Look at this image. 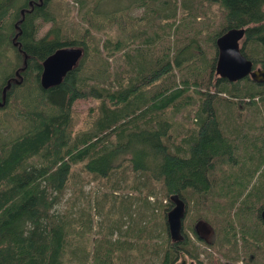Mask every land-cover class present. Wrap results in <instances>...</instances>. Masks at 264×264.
<instances>
[{"label":"trees","instance_id":"1","mask_svg":"<svg viewBox=\"0 0 264 264\" xmlns=\"http://www.w3.org/2000/svg\"><path fill=\"white\" fill-rule=\"evenodd\" d=\"M52 1L0 0V45L8 43L18 56L2 83L0 106L14 99L27 126L0 143V264H175L181 250L199 264H264V81L218 76L217 49L208 53L199 43L222 18L208 32L210 46L227 28L245 27L241 50L264 67V0H169L164 9L153 6L166 0L113 9L92 0L78 34L55 26L36 37L38 18L56 19ZM142 2L158 23L130 16ZM112 22L119 30H111ZM62 46L82 47L83 54L59 84L44 88L42 60ZM78 98L97 100L87 107L89 126L73 132ZM193 106L196 121L179 136L173 116ZM125 173L133 177L130 189L142 183L141 192L113 198ZM90 181L105 190L74 210ZM66 188L71 199L56 210ZM150 192L165 198L156 197L159 209L146 214ZM172 193L187 203L181 241L170 238L166 223ZM135 200L137 215L125 235L112 239L108 234L121 228V214ZM101 209L116 217L94 241L93 211ZM199 219L210 224L211 240L198 235ZM196 240L222 260L216 263Z\"/></svg>","mask_w":264,"mask_h":264},{"label":"rangeland","instance_id":"2","mask_svg":"<svg viewBox=\"0 0 264 264\" xmlns=\"http://www.w3.org/2000/svg\"><path fill=\"white\" fill-rule=\"evenodd\" d=\"M94 2V1H93ZM133 0H106V2H101L100 7L101 8H107V9H113L118 5L124 4H132ZM154 2H156L154 0ZM92 3V0H83V2H80L78 0H53L51 2L50 8L53 13H55L56 19L54 21L52 20H43L41 18L37 19V31H36V37L43 36L50 28H55V26H59L60 30L59 32L62 34H78L79 30L86 24V14L89 5ZM169 4V0H166L164 2L157 1L156 4H154L153 8H158L159 6L163 7L164 5ZM150 8L145 2H142L141 5L133 4L132 7L129 10L130 16H140L142 15L146 21L152 22V24L158 23L160 20L158 16H154ZM126 12V11H125ZM214 15L219 16L218 10H215ZM200 19L203 18L201 15L199 17ZM222 18H219L217 22H215L213 25H211L205 34H201L199 36V43L200 45L206 49L208 53H214L216 50V45L214 47L210 46L211 42L209 40L208 32L212 33L217 31V29L221 26ZM148 26V25H147ZM111 30L117 31L119 30V25L116 22H112L110 24ZM108 28L106 25L100 26V29ZM50 36H53V32L50 34ZM242 44V40L240 41V45ZM17 53L10 46L8 43L1 44L0 45V89L2 86V83L5 80V77L13 70L14 65L17 62ZM260 66V65H259ZM31 89L34 91L33 85L31 86ZM97 99L95 98H78L76 99L71 106V110L73 112V132L82 130L87 128L90 123V119L87 118L88 110L87 107L89 105H92L95 103ZM16 101L14 99H10L8 104L5 107L0 106V143L4 141H9L10 139L17 136L18 132L25 129L27 126L25 125V121L21 120L20 114H17V109L15 108ZM250 106H246L242 113L247 115L245 112H247V109ZM227 114V113H226ZM235 115V113H233ZM196 115H197V106L193 107H186L181 112L177 113L173 116L174 121H172L173 129L178 130L179 126V136L183 135V130L185 127L193 124L194 121H196ZM24 117V116H22ZM226 122L224 121L223 124ZM178 132V131H175ZM133 177L131 173H125V180L121 183V188H117L112 192L114 195L113 198L118 197H126L132 196L134 194L141 192V186L142 183L139 182L136 189H130L129 184L132 181ZM134 179H138V176L135 175ZM256 177L251 178L248 182V187L252 185L254 182H256ZM105 190L104 187L99 186L96 182L90 181L85 182L82 186V189L80 191V194L78 197H75L74 207L73 209H77L78 211L79 207L83 206L84 200L86 197H90V202L94 203V195L98 191ZM154 192H150L152 194ZM154 198H148L147 206L142 207V211L146 214H149L150 207L152 206L153 209L156 211L159 209L157 206L159 202L155 200L156 197L165 198V196H161L160 193H154ZM153 194V195H154ZM153 195H151L153 197ZM71 189L66 188L62 195H60L59 201L55 205V209L61 211L62 209L66 208V205L68 201L71 199ZM165 199H162V203H165ZM136 204L137 200L133 201V204L129 211H124L121 214L122 219V225L120 229L114 228L112 233H109L108 235L113 239L118 236L125 235V231L128 224L132 223L133 217H135L136 214ZM105 207H108V204H105ZM113 214L110 217H106L105 213L103 212V209L98 212L97 210L93 211V223L91 226V237L94 238V241L97 240L99 237H101L103 234L106 233V229H104L106 223L111 221L112 217H116V214L114 213L115 210L112 211ZM104 221V223H102ZM198 233L204 237L205 239H208L211 234L210 227L204 223L199 222L198 223ZM190 233V232H189ZM195 240V238H193ZM197 243L202 247L205 248L207 251L214 253V261L218 263L221 258V255L218 252H214V249H210L208 245H206L204 242L196 240ZM188 259L190 257L186 256ZM156 261V259H154ZM180 260V259H179ZM178 260V261H179ZM177 261V262H178ZM241 262V261H239ZM176 264V261H175ZM199 264V263H196ZM201 264H210L209 259H205V262Z\"/></svg>","mask_w":264,"mask_h":264},{"label":"water","instance_id":"3","mask_svg":"<svg viewBox=\"0 0 264 264\" xmlns=\"http://www.w3.org/2000/svg\"><path fill=\"white\" fill-rule=\"evenodd\" d=\"M245 31V27H229L216 36L215 73L229 81L238 80L248 75L256 82H263L264 69L253 68L252 60L240 49V40ZM82 54L83 49L79 46H62L48 54L42 60L41 86L47 88L59 84L65 74L75 66ZM169 199L172 202V206L166 212L169 236L173 241H180L184 238L182 222L186 215L187 203L177 193H172ZM260 215L264 220V207L261 209ZM199 222L206 223L212 231L210 224L204 219H199L195 223L196 231ZM176 264H195V262L193 259H187L185 252L182 251L180 260Z\"/></svg>","mask_w":264,"mask_h":264},{"label":"flooded vegetation","instance_id":"4","mask_svg":"<svg viewBox=\"0 0 264 264\" xmlns=\"http://www.w3.org/2000/svg\"><path fill=\"white\" fill-rule=\"evenodd\" d=\"M245 35V34H244ZM243 38H244V36L242 37V43H243ZM240 40V41H241ZM241 47H242V44L240 45V49H241ZM253 62V61H252ZM255 67H261V68H263L264 69V67L263 66H259V65H257V64H254V62H253V68H255ZM16 74H18V71L16 72ZM248 76V75H247ZM247 76H244L243 78H245V77H247ZM250 77V76H249ZM242 79V78H241ZM212 234H213V232L211 231V234H210V237L208 238V239H205L206 241H209V240H211V237H212ZM199 235V234H198ZM190 236H191V238H194V235L193 234H190ZM200 237H202L201 235H199ZM184 238H185V236H184ZM183 238V239H184ZM182 239V240H183ZM203 239H204V237H203ZM181 241V240H180ZM185 252V254H186V256L188 255L189 257H190V259H193L194 260V258L193 257H191L186 251H184V250H181L180 252H179V254H178V258H180L181 257V252ZM188 259V258H187ZM194 262H195V264H196V261L194 260Z\"/></svg>","mask_w":264,"mask_h":264},{"label":"bare ground","instance_id":"5","mask_svg":"<svg viewBox=\"0 0 264 264\" xmlns=\"http://www.w3.org/2000/svg\"><path fill=\"white\" fill-rule=\"evenodd\" d=\"M83 49V48H82ZM66 75V74H65ZM185 217L183 218V222H182V233L184 231V227H183V223H184ZM184 234V233H183Z\"/></svg>","mask_w":264,"mask_h":264},{"label":"built area","instance_id":"6","mask_svg":"<svg viewBox=\"0 0 264 264\" xmlns=\"http://www.w3.org/2000/svg\"><path fill=\"white\" fill-rule=\"evenodd\" d=\"M150 198H153L152 196H150Z\"/></svg>","mask_w":264,"mask_h":264}]
</instances>
